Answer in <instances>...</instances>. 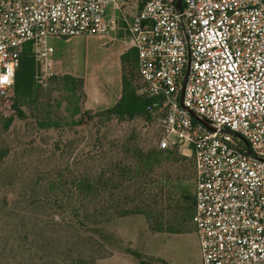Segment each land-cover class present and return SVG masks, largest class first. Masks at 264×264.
I'll return each mask as SVG.
<instances>
[{
	"label": "built area",
	"instance_id": "2783aa9c",
	"mask_svg": "<svg viewBox=\"0 0 264 264\" xmlns=\"http://www.w3.org/2000/svg\"><path fill=\"white\" fill-rule=\"evenodd\" d=\"M120 29L158 99L159 147L193 160L200 264H264V0H0V100L27 47L48 74L50 39Z\"/></svg>",
	"mask_w": 264,
	"mask_h": 264
},
{
	"label": "rangeland",
	"instance_id": "374dc122",
	"mask_svg": "<svg viewBox=\"0 0 264 264\" xmlns=\"http://www.w3.org/2000/svg\"><path fill=\"white\" fill-rule=\"evenodd\" d=\"M49 42V73L31 61V86L22 77L18 94L0 100V264H97L104 255L94 236L98 211L100 224L123 208L146 213L157 229L187 225L192 158L171 148L160 163H146L162 135L159 106L133 119L105 111L121 99L123 75L146 98L131 36L120 29ZM85 85L92 100L104 98L102 108L88 109ZM94 179L98 197L74 189ZM170 246L172 264L196 261L192 239L175 237Z\"/></svg>",
	"mask_w": 264,
	"mask_h": 264
},
{
	"label": "crops",
	"instance_id": "0c3cea01",
	"mask_svg": "<svg viewBox=\"0 0 264 264\" xmlns=\"http://www.w3.org/2000/svg\"><path fill=\"white\" fill-rule=\"evenodd\" d=\"M23 60V65L30 59ZM88 109H100L104 98L92 100L88 85H85ZM195 188L193 190L192 218L185 224H176L178 229L157 231L152 228L151 220L141 214H129L117 217L100 225H95L94 236L101 242L104 255L97 264H172L170 252L171 240L175 237L184 241L192 239L195 246V262L180 264H200L202 259L199 238L193 223L195 212Z\"/></svg>",
	"mask_w": 264,
	"mask_h": 264
},
{
	"label": "trees",
	"instance_id": "16d2710c",
	"mask_svg": "<svg viewBox=\"0 0 264 264\" xmlns=\"http://www.w3.org/2000/svg\"><path fill=\"white\" fill-rule=\"evenodd\" d=\"M134 51L136 53V67H137V52L135 49H134ZM29 55H30V48L27 47L25 50V54L22 57L20 67L16 72L15 89H14L15 94H18V92H19L20 81H21L22 77L25 80H27V82L31 86V80L33 79V66L31 65V61H33V58L30 57V59H29L30 62L28 60V62L25 65L22 64L23 60ZM122 64L123 65L126 64V58L125 57L122 58ZM137 69H138V67H137ZM122 84H123L122 97L119 100V102L116 104V106L105 110L106 114L108 116L115 115V116L120 117V118L133 119L136 116L147 115L150 113V111L152 109H156L157 104H158V99L148 98V97L145 98V97L138 96L136 94V91H135L133 85L131 84V82H129L126 75H123ZM79 123L80 122H78V125H80ZM170 151H171V148L170 149H161L158 145V151L147 158V162H146L147 165L148 166H154L157 163H160L163 159L167 158ZM146 163L144 162L142 164L143 167L146 166ZM99 188H100V180L97 181V179H94V181L93 180L92 181L91 180L83 181L81 184H78V185L76 184L74 186V189L77 190L78 192L89 190V192L92 193V195H94V197H98ZM51 189L54 190V187ZM2 204H3L2 207L8 206L7 201H3ZM110 207H115V206H113V204H111ZM129 214H141V215L146 216L150 220V217L144 212H141L138 210L126 211L123 208H120L119 214L114 215V217H112L108 220H105L104 222L109 221V220L114 219V218H117V217L129 215ZM95 217H97V220H93V223L95 225L100 224L102 222L103 217H104L103 212H102V214H100L98 211V214ZM152 228L154 230H157V231L167 230V229H157L153 225H152Z\"/></svg>",
	"mask_w": 264,
	"mask_h": 264
},
{
	"label": "water",
	"instance_id": "95a60500",
	"mask_svg": "<svg viewBox=\"0 0 264 264\" xmlns=\"http://www.w3.org/2000/svg\"><path fill=\"white\" fill-rule=\"evenodd\" d=\"M181 2H182V0H179V5L181 4ZM188 72H189V67H188V69L186 71V76H185V79H184L183 90H182V94H181V103H182V99H183L184 88H185V85H186ZM248 151L250 152L249 148H248Z\"/></svg>",
	"mask_w": 264,
	"mask_h": 264
}]
</instances>
